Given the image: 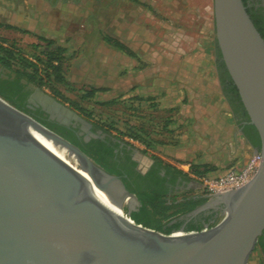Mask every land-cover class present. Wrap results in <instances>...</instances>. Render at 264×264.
I'll use <instances>...</instances> for the list:
<instances>
[{
	"label": "water",
	"instance_id": "95a60500",
	"mask_svg": "<svg viewBox=\"0 0 264 264\" xmlns=\"http://www.w3.org/2000/svg\"><path fill=\"white\" fill-rule=\"evenodd\" d=\"M213 14L222 63L249 118L246 125L261 143L256 176L205 204L224 214L218 226L163 235L134 223L130 212L121 217L125 199L136 198L119 197L124 188L116 177L0 101V264L248 263L264 231V39L243 0H213ZM29 88L30 101L52 120L91 127L53 97Z\"/></svg>",
	"mask_w": 264,
	"mask_h": 264
},
{
	"label": "crops",
	"instance_id": "0c3cea01",
	"mask_svg": "<svg viewBox=\"0 0 264 264\" xmlns=\"http://www.w3.org/2000/svg\"><path fill=\"white\" fill-rule=\"evenodd\" d=\"M163 3L161 8L143 0H0V30L8 27L33 45L52 42L61 49L63 72L72 88L108 93L112 76H118L119 99L142 110L141 127L151 123L144 118L147 111L152 114L153 155L212 168L209 175L214 177L240 171L256 148L246 139L229 99L231 79L221 68L215 31L210 33L199 14L195 31L180 35L187 49L177 48L176 12L202 8L196 1ZM203 10L207 12L205 1ZM192 192L202 189L196 185Z\"/></svg>",
	"mask_w": 264,
	"mask_h": 264
},
{
	"label": "flooded vegetation",
	"instance_id": "af4514ba",
	"mask_svg": "<svg viewBox=\"0 0 264 264\" xmlns=\"http://www.w3.org/2000/svg\"><path fill=\"white\" fill-rule=\"evenodd\" d=\"M246 8L260 23L264 33V0H246ZM0 67L9 71L2 63H0ZM11 72L12 70L9 73L0 71V84L4 82L8 85L12 91L13 100L26 109L35 119L52 126L61 137L80 149L109 176L116 177L124 188V191L119 193V197L124 193L135 196L136 200L128 198V200H132L131 204L125 199L123 209L126 213H140L143 201L160 200L172 207L169 213L173 215L163 226L165 232L198 231L200 228L211 226L215 222L219 216V211L210 206H205L214 197H207L204 191L193 194L194 186L201 187V184L191 179L188 173L191 169H188L186 164H179L178 167L177 164L169 160L136 150L133 146L97 128L90 122L88 123L91 127L89 130H85L80 123L73 120L69 123L52 120L50 114L42 106L30 101L33 91L29 85L36 86L23 78H19L15 72ZM225 76L227 78L228 75ZM230 88L231 83L229 82ZM228 96L233 102L232 94L228 93ZM235 112L242 121L244 129L249 127L246 125L249 118H245L243 111L235 108ZM246 133L249 137L252 135L251 130H246ZM92 155L98 158L100 162H96ZM204 199L206 201L203 202ZM193 204H195L194 207H192ZM254 253L258 254L259 263L264 264V231L259 237L258 246L255 247Z\"/></svg>",
	"mask_w": 264,
	"mask_h": 264
},
{
	"label": "rangeland",
	"instance_id": "374dc122",
	"mask_svg": "<svg viewBox=\"0 0 264 264\" xmlns=\"http://www.w3.org/2000/svg\"><path fill=\"white\" fill-rule=\"evenodd\" d=\"M188 1L189 2L196 1L197 3L200 2V7L202 8V10L201 12H197V13L191 10L176 12L177 15H176V20H175L176 21L175 22V32L173 31V34L176 35V39L178 38L181 39V41L176 43L177 48H181V49L183 48L187 49L188 46L186 44H183L182 38L180 37V35L187 36L189 34H192L193 31H195L194 27H195L196 22H199V19L197 18L199 14H201L202 21H204V18L207 20L210 33L211 34L214 33L213 0H201V1L200 0H188ZM204 1L207 7L206 13H204V10H203ZM143 2L145 5H149L152 2L156 4L158 3V5L161 8L164 5L163 0H143ZM0 31L3 32V33L0 32V57L5 56V50L12 51L18 55L17 56L18 58L14 59V61L11 63L12 72L26 74L27 71L22 68V62L19 61L21 59L26 60L28 62H34L35 64H37L36 58L38 57L41 59L44 58L39 52L40 49H37V50L34 49L33 48L34 45L31 44L30 40L27 39V37L24 36L23 34L21 35V34H17V32H11L7 28H1ZM160 47H161L160 49H163L162 44H160ZM112 61H113V65L117 62V59L116 57H114V55H113ZM38 66L40 69H43L42 64H39ZM0 71L5 73L6 69L0 67ZM111 81H112L111 82L112 90L108 93H103V92L97 93L95 95V98L92 100L87 99V98L82 99V96H83L82 92H87L89 90L87 89L80 90V85L79 86L75 85L70 90L66 89L65 87L61 85H56L57 89L61 92L63 97L68 99L69 102L63 100L62 98H54V96L51 94V92L47 88L41 89L37 86L36 88L40 89V91L43 92L44 94L53 97L55 100L65 105L66 107H70L72 111H75L76 114H78L80 117H82L87 122L94 124L97 128L102 129L105 132H108L109 134L113 136H116L121 141L133 146V148H135L136 150L143 151L144 153L148 155H152L151 149L146 148L142 150L141 145H139L129 136L123 135V132L126 131L127 126L140 127L139 122H141L140 119L143 118L142 110L140 108L137 109L136 107H134V105L133 106L131 105L132 107H128L125 101H121V100H117V102H115L112 105H109V104L104 105L105 102L107 103L111 100L119 99V95H120L119 77L112 76ZM107 84H108V81H107ZM72 103H74V105ZM24 113L27 114L28 116L33 117L29 112H24ZM144 118L151 121V123L152 121H154V119H151L152 114H150V111H147L146 115H144ZM151 123H149V125L146 128L150 130L151 133L153 132L155 133L154 129H156V127L154 126V123L153 124ZM51 131L58 134V132L55 129H52ZM163 157L167 159L169 158V156H166V155ZM177 166L179 167V164H177ZM209 177L216 178L210 175ZM125 213L126 211L124 209V214ZM220 220H221V214L217 217V219L212 224V226H216L220 222ZM257 258H258V254L252 253L247 264H260Z\"/></svg>",
	"mask_w": 264,
	"mask_h": 264
},
{
	"label": "trees",
	"instance_id": "16d2710c",
	"mask_svg": "<svg viewBox=\"0 0 264 264\" xmlns=\"http://www.w3.org/2000/svg\"><path fill=\"white\" fill-rule=\"evenodd\" d=\"M244 5L246 6V0H243ZM247 12L253 21L255 27L261 34V36L264 39V33L262 32V29L260 27V23L254 18L253 15L249 12L247 9ZM7 29H10L7 27ZM111 44L115 46L117 49H123V47L118 44L115 41H111ZM53 43L52 42H46L44 47H41L40 45H34V49H40L41 55L44 57L43 59L41 58H36L37 64L34 62H28L26 60H19L22 62V68L26 70V74H20L16 73L19 78H23L30 83L34 84L35 86L39 88H47L51 94L54 96V98H62L63 100L69 102L68 99L64 98L61 92L57 89L56 85H61L65 87L66 89L70 90L72 89V86L67 82L65 78V74L63 72L62 68V63H63V57H62V50L61 49H56L53 48ZM18 55L15 54L12 51L5 50V56L0 57V63H2L7 69L11 70V63L14 61V59H17ZM39 64H42L43 69L39 68ZM221 68L224 70L225 75L227 74V71L225 70L224 64H221ZM52 82V83H51ZM231 83V88L229 89V93L232 94V102L235 108L240 109L243 111V114L245 118H248L247 113L245 112V109L241 103L239 94L235 86L233 85L232 81ZM102 91H87V92H82L83 96L82 99H94L95 95L97 93H101ZM12 91L6 85V83H1L0 84V97L3 98L5 101L13 105L14 107L24 111L28 112L26 109H24L20 104H18L16 101L13 100L12 98ZM117 100L120 99H114L109 102H105L104 105H112ZM74 105V103H72ZM103 104V103H102ZM37 120V119H36ZM39 121V120H37ZM41 124L44 126H47L49 129H53L52 126L43 123L39 121ZM167 125L164 127L166 130ZM246 130H251L252 135L249 137L246 133ZM246 139L249 141V143L256 148L257 150H260L261 148V143H260V138L258 136V133L256 129L253 126H249L245 129L244 131ZM123 135L129 136L131 139H133L135 142L141 143L146 146L147 149H152V143L154 142L151 135L152 133L150 130L143 128V127H135V126H127L126 131L123 132ZM158 143V142H156ZM94 155H92L93 157ZM95 158L96 162H100L98 158ZM212 168L207 169L205 167L200 168V166L192 165L191 166V172L196 175V176H207L209 177V172L211 171ZM206 201V199L203 200V202ZM195 204L192 205L194 207ZM174 207V206H173ZM172 209V207L167 206L164 201L160 200H153V201H143L142 202V209L140 213H132L131 214V219L136 223L137 225H142L144 228L153 230L159 234L163 235H170L171 232H165L163 230L164 224L171 218L173 214H170L169 211ZM202 228H200L198 231H200ZM259 240V239H258ZM258 246V242L256 244Z\"/></svg>",
	"mask_w": 264,
	"mask_h": 264
},
{
	"label": "built area",
	"instance_id": "2783aa9c",
	"mask_svg": "<svg viewBox=\"0 0 264 264\" xmlns=\"http://www.w3.org/2000/svg\"><path fill=\"white\" fill-rule=\"evenodd\" d=\"M260 164L261 155L257 153L250 158V160L247 162V164L242 170L229 171L216 178L207 176L199 177L194 175L191 171L188 173L190 174L191 179L196 180L201 184L202 190L207 195V197L212 198L214 196L236 191L242 188L243 186L247 185L258 173ZM186 167L188 169H191L190 165H187ZM223 215H221V220L223 218ZM218 224L216 226H218ZM216 226L211 225L208 231L212 230Z\"/></svg>",
	"mask_w": 264,
	"mask_h": 264
},
{
	"label": "bare ground",
	"instance_id": "6f19581e",
	"mask_svg": "<svg viewBox=\"0 0 264 264\" xmlns=\"http://www.w3.org/2000/svg\"><path fill=\"white\" fill-rule=\"evenodd\" d=\"M0 101H2L3 103H5L6 105H8L9 107H11L7 102H5V100L1 99L0 98ZM50 132V131H49ZM52 133V132H51ZM55 135V134H54ZM128 200V199H127ZM126 200V201H127ZM131 200H128L127 202L129 203ZM121 217H125V214H124V210L121 209Z\"/></svg>",
	"mask_w": 264,
	"mask_h": 264
}]
</instances>
